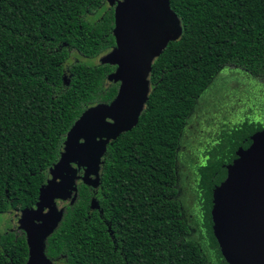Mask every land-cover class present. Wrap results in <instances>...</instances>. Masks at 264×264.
<instances>
[{
	"label": "trees",
	"instance_id": "16d2710c",
	"mask_svg": "<svg viewBox=\"0 0 264 264\" xmlns=\"http://www.w3.org/2000/svg\"><path fill=\"white\" fill-rule=\"evenodd\" d=\"M168 2L181 33L152 60L135 125L105 144L97 185L78 182L63 203L44 239L52 262L226 264L210 227L211 185L226 176L242 138L264 125L238 118L208 131L219 99L206 103L204 95L224 67L264 77V0ZM112 27L105 0H0V213L35 204L69 127L86 107L115 96L114 65L66 64L71 51L88 59L109 51ZM179 157L196 202L191 219L178 198ZM190 234L204 239L212 260ZM27 256L18 227L0 232V264H26Z\"/></svg>",
	"mask_w": 264,
	"mask_h": 264
},
{
	"label": "water",
	"instance_id": "95a60500",
	"mask_svg": "<svg viewBox=\"0 0 264 264\" xmlns=\"http://www.w3.org/2000/svg\"><path fill=\"white\" fill-rule=\"evenodd\" d=\"M113 8L114 46L97 58L114 65L108 79L118 83L113 99L86 107L69 127L51 165L55 178L38 189L35 208L15 212V225L25 236L26 264H61L44 256L45 237L59 222L55 199L72 198L77 168L80 182L95 187L105 144L135 125L148 94L152 60L181 33L168 0H105ZM226 176L212 183L216 202L210 209L211 232L226 264H264V129L244 138L225 165ZM93 176V177H91Z\"/></svg>",
	"mask_w": 264,
	"mask_h": 264
},
{
	"label": "rangeland",
	"instance_id": "374dc122",
	"mask_svg": "<svg viewBox=\"0 0 264 264\" xmlns=\"http://www.w3.org/2000/svg\"><path fill=\"white\" fill-rule=\"evenodd\" d=\"M98 58V57H97ZM97 58L88 59L78 55L75 51L70 52V56L66 64L78 59L82 61H96ZM208 90L204 98L206 103H209V96L212 98L217 97L219 102L217 103L216 111H213L212 114L215 116L216 122H210L205 128L208 131H211L212 128L216 126L217 122H224L230 124L232 121L239 118L240 121L246 120L248 122H258L260 125H264V77L262 78H253L243 71L233 67H224L220 70L219 75H217L210 85L207 87ZM213 102V101H212ZM202 103V101H201ZM200 103V104H201ZM204 105V104H202ZM221 114L224 117H221ZM197 121V119L192 118V122ZM212 134V133H211ZM202 141H207L208 137L204 134L200 135ZM195 147V145H194ZM194 154V148L191 150ZM185 158H188L185 155ZM186 162V161H185ZM183 158H178V171L179 173V188H178V198L183 202V214L185 217L193 218V213L190 211V208H195L196 211V202L191 201L189 190H191V179L188 176L189 174L185 172L183 168ZM77 168L76 175L80 180L81 176L84 174L83 163L74 164ZM51 167V166H50ZM48 167L44 172V183L42 185H47L49 181H53L55 178V173ZM93 177V176H91ZM75 180V184H76ZM67 199V197L65 198ZM54 200L56 206H61L62 200ZM61 200V201H60ZM182 204V203H181ZM14 212L0 213V232L5 230H10L15 228V214ZM195 214V213H194ZM198 220V217L196 218ZM192 225V224H191ZM190 238L196 239L204 247V254L212 260L210 250L206 247L203 238H194L193 234H190Z\"/></svg>",
	"mask_w": 264,
	"mask_h": 264
},
{
	"label": "flooded vegetation",
	"instance_id": "af4514ba",
	"mask_svg": "<svg viewBox=\"0 0 264 264\" xmlns=\"http://www.w3.org/2000/svg\"><path fill=\"white\" fill-rule=\"evenodd\" d=\"M78 182H80V180H76V184L78 183ZM56 200H59V199H56ZM69 200V198L67 197V199H65V200H62V204H61V207H62V205H63V203H65L66 201H68ZM61 201V200H60ZM33 208H35V204L32 206Z\"/></svg>",
	"mask_w": 264,
	"mask_h": 264
}]
</instances>
